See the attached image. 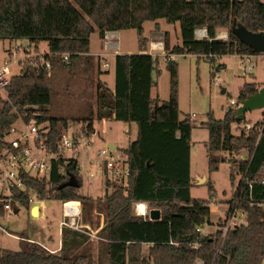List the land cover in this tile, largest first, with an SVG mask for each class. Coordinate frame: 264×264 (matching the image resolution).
<instances>
[{"label": "trees", "instance_id": "trees-1", "mask_svg": "<svg viewBox=\"0 0 264 264\" xmlns=\"http://www.w3.org/2000/svg\"><path fill=\"white\" fill-rule=\"evenodd\" d=\"M43 3V4H42ZM160 18L168 23L180 22L182 44L166 45L167 67L170 72V95L161 101L152 89L157 85L154 72L160 74L158 55L150 53L118 54L115 58V88L99 80L97 113L84 120L81 132L92 136L94 120L114 119L136 123L138 136L122 150L128 158L129 174L114 183L110 195L92 196L79 192L82 186L78 160L61 158L53 163L48 176L24 174L26 190L15 189L12 202L30 207V192L38 200L50 198L78 201L82 204L84 223L81 230L62 228V248L52 252L36 241L22 236L21 249L0 248V264H262L264 258V211L256 202H264V183L257 180L264 167V113L247 132H232L238 120L236 108H229L224 118L209 114L203 123L209 131V152L225 150L230 153L231 179L240 177L232 204L241 189L245 190L241 208L247 213V223L232 228L221 248L198 228L210 222L208 205L216 197L214 182L209 180V199L191 195V136L190 117H179V69L171 55L195 54L215 62L228 54H257L243 42L235 29L243 25L247 30L264 31V2L261 0H0V40L28 39L31 43L48 41L51 60L71 63L90 51V38L98 28L123 31L134 28L140 36V50L149 49L144 38V23ZM206 27L208 38L196 39L197 29ZM50 29V33L45 31ZM229 31L228 40L216 39L219 30ZM70 52L69 60L63 57ZM91 59V57L89 56ZM261 89L257 82H245L238 95L239 103ZM8 98H0V152L9 148L7 136L18 115H40L47 121V144L57 150L61 134L59 124L66 118L49 114L52 102L50 82L44 70L31 63L23 65L10 78L6 88ZM38 105V108L34 106ZM86 123V124H85ZM248 151V158L239 160L236 153ZM219 161L211 159L210 171ZM62 169V172H61ZM73 174L79 187H59ZM254 180L247 189L245 179ZM108 184H111L110 182ZM252 197V199H251ZM5 196H0V217L5 212ZM143 202L150 209H160L161 218L151 220L135 213V204ZM104 216L98 234L97 258L92 244L90 211ZM195 244H198L195 247Z\"/></svg>", "mask_w": 264, "mask_h": 264}, {"label": "rangeland", "instance_id": "rangeland-1", "mask_svg": "<svg viewBox=\"0 0 264 264\" xmlns=\"http://www.w3.org/2000/svg\"><path fill=\"white\" fill-rule=\"evenodd\" d=\"M261 1L264 2V0ZM159 29L165 32L164 35H159L157 38L153 37V33ZM221 30L227 31V29ZM45 32L49 34L50 29ZM143 35L148 40H161L164 42V50L158 52L160 74L157 75L156 71L154 72L157 85L154 88L153 95L155 97L159 96L161 101L167 100L170 95V72L167 67V51L165 48L167 44L169 48L182 44L180 22L170 24L164 18L147 21L144 23ZM100 36L98 28L95 27L91 37L93 39L92 47H94V50L103 47L95 55L98 57L97 60L94 57L93 62V58L90 59L88 55H82L86 58H77L72 60L71 63H69L70 61L65 63L59 60L54 64L51 75L46 74L52 90L49 114L66 118L68 121L67 125L64 123L59 124L60 131L79 133L81 127L84 126V120L92 114L95 117L97 113V87L98 78L101 75L98 69H102V64L105 68L108 67L109 63L105 57L110 55ZM102 38L104 40V34ZM28 42V39L18 41L0 40V66L3 64V59L8 52H15L13 59H18L25 54L27 48L31 53H43L41 50L49 51L48 41H40V48H36L37 50L33 46H25ZM18 44L20 45L18 46ZM120 44V51L124 54L141 53L140 36L134 28L121 31ZM6 49L10 50L7 52ZM129 51L130 53H128ZM20 54L22 55L19 56ZM174 56L179 69V117L180 119L190 117L193 123L191 174L195 181L198 178H207L204 184L193 186L191 194L193 198L209 199V186L207 183L210 179L214 182L217 193L216 197L211 199L208 204L211 208V218L210 222L205 224L206 229L203 232L215 241L217 248H221L225 240H223V222L229 208V201L234 196L240 177L236 176L235 181L231 179L232 164L228 162L229 152L225 150L208 151L206 145L209 139V131L203 123L208 120L209 114L221 119L224 118L229 108L237 109L239 106V91L245 82H257L261 87H264V54H255L252 57L254 65L250 71L247 69L246 72L244 66L249 65V62L244 61L242 63L243 60L239 55L220 56L215 62L195 54ZM111 69L114 68L111 67ZM12 71L14 74H18L21 69L18 65H13ZM224 88L226 89L225 93L222 92ZM232 100L236 102L232 103ZM263 113L264 108L248 110L244 121L233 123L232 132L235 135H239L243 130L248 132L256 122L263 119ZM15 125L21 127V122L17 120ZM94 127L96 132L93 131V135L89 136L94 141L92 148L89 151L81 150L77 158L80 160V176L82 177V186L79 192L82 195L98 199L100 196L112 193L114 183L118 182L108 184V180H116V175L107 169L100 171L96 161L93 160L95 164H92L89 158H95V152L97 151L95 147H99L98 145L107 151L108 156L122 153V150L136 139L137 125L136 123L129 124L117 120L98 121L95 119ZM13 137L14 135L8 136V139ZM109 144H114L117 148L112 149ZM248 154L247 150L241 149L240 152L234 155L237 159L244 160L248 158ZM66 155L69 156L70 154L67 153ZM211 159L219 161L218 168L213 171H210L209 167ZM34 204L41 207L39 216L38 213L33 214L30 207L18 203V212H7L0 218V248L19 250L21 249L20 239L23 238L22 236L29 237V235L40 241H44V238L50 236L56 242L59 240L60 222L63 219L62 200L50 198L41 201L35 199ZM82 206L81 204V209ZM245 217L246 215L243 220ZM88 218L93 223L91 226L93 233V236L91 235L93 238L92 248L97 258L99 247L97 236L104 216L93 210L88 213ZM83 223L82 213L81 224L83 225ZM51 244H54V242Z\"/></svg>", "mask_w": 264, "mask_h": 264}, {"label": "built area", "instance_id": "built-area-1", "mask_svg": "<svg viewBox=\"0 0 264 264\" xmlns=\"http://www.w3.org/2000/svg\"><path fill=\"white\" fill-rule=\"evenodd\" d=\"M196 38L198 40H203L208 38V31L206 27H202L196 30ZM229 37L228 31L221 30L217 33L216 38L221 40H227ZM104 46L109 51L112 48L119 49L118 35L115 31H106L104 33ZM149 52L152 55H158L160 51L164 50L163 41H152L150 43ZM25 54L18 59H13L15 52H8L3 59V64L0 66V98L7 99L6 88L10 83V78L14 75L12 71L13 65H18L22 70L23 65L31 63L36 69L44 70L48 76L51 75L53 69V62L51 60L50 53H31L29 48H27ZM63 57L65 60H69L71 53L64 52ZM254 55L245 54L244 58L249 65L244 66V70L251 69L254 65L252 57ZM175 56L171 55L173 59ZM244 63V62H242ZM235 103V102H232ZM38 108V105L34 106ZM14 112L18 115V120L21 122V127H17L14 123L8 136L14 135L13 138L7 141L10 144L9 148H5L0 152V196H5V212H13L15 206L12 202V195L15 189L26 190L27 185L24 180V174L26 172L38 176L45 177L50 174L53 169V163L59 161L61 158L66 160L76 159L78 160V155L81 150L89 151L93 146L92 137L81 135L80 133L73 132L68 133L64 131L60 134L57 143V150L54 151L48 147L47 144V121L41 120L40 115H33L24 117L17 108H14ZM195 116V114H194ZM249 127V126H248ZM115 152V151H113ZM70 155L67 156L66 154ZM98 159L96 163L98 164L99 170L104 171L107 169L109 172L116 175V180L118 178H126L129 174L128 158L122 152L119 154L107 155V151L104 149L98 150ZM62 172V169H61ZM264 183V167L258 172L257 180ZM254 180L249 178L245 179V186L248 189H252ZM245 190L242 188L232 204H229L228 211L223 222V240L225 239L227 233L232 228L240 226L247 223V213L241 208L243 194ZM37 199V195L30 192L29 201L34 203ZM252 199V197H251ZM78 201H66L63 202V219L61 220V226H69L74 229L81 230V215L82 209ZM142 203L135 204V213L146 217L149 212L140 211L139 206ZM251 204H256L261 207L264 211V202L253 201ZM246 217L243 220V217ZM243 220V221H242ZM206 225L198 228L200 234L205 235ZM198 244H195L197 247Z\"/></svg>", "mask_w": 264, "mask_h": 264}, {"label": "crops", "instance_id": "crops-1", "mask_svg": "<svg viewBox=\"0 0 264 264\" xmlns=\"http://www.w3.org/2000/svg\"><path fill=\"white\" fill-rule=\"evenodd\" d=\"M159 28V27H158ZM221 30H219L218 32H220ZM228 31V30H227ZM94 33V32H93ZM93 33H92V35H93ZM116 33H117V35H118V42H119V49H114V48H112L111 50H109V52H110V55H108V56H106L105 57V59H107L106 61L109 63V65H108V67H104L103 66V64H102V69L101 68H99L98 69V71H100V73H101V75L99 76V80H101V81H103V82H105L107 85H108V87H110L111 89H114L115 88V58H116V55H118V54H124V53H122L121 51H120V48H121V44H120V37H121V31H116ZM164 31H162V30H158L157 32H154L153 33V37H155V38H157V36L159 37V35H164ZM228 34H229V31H228ZM92 35H91V37H92ZM100 39H101V41L103 42L104 40H103V38H102V36H100ZM197 39V38H196ZM217 39V38H216ZM228 39H229V37H228ZM227 39V40H228ZM92 38H90V51L88 52V53H86V55H88V56H90V57H92L93 58V62H94V57H95V60H97L98 59V57H96L95 55H96V53H99V51H101L102 49H103V47L101 48V49H96V50H94V47H92ZM219 40H221V39H219ZM153 40H149V42L151 43ZM150 43H149V48H150ZM12 45V44H11ZM20 44H18V46H19ZM25 46H33L35 49L36 48H40V42H38V43H31V42H28V44L27 45H25ZM12 47V46H11ZM32 47V48H33ZM33 48V49H34ZM8 50H10V49H6V51L8 52ZM37 50V49H36ZM41 52H43V53H50L51 51H50V45H49V51H47V50H41ZM108 52V53H109ZM142 53H150L149 52V50H147V51H141ZM128 53H130V51L128 52ZM257 54H264V53H257ZM16 55H17V53H16ZM22 54H20L19 56H21ZM159 55V54H158ZM233 55H238V54H233ZM245 55V54H244ZM244 55H239L241 58H242V62H244V61H246V59L244 58ZM251 55H255V54H251ZM224 56V55H223ZM175 58V57H174ZM173 58V59H174ZM92 61V60H91ZM111 67H113L114 69L112 70L111 69ZM251 69H249V71H250ZM247 70H245V72H246ZM263 87V86H262ZM261 87V88H262ZM155 88V87H154ZM154 88L152 89V93H153V91H154ZM226 92V91H225ZM232 102H236L235 100H232ZM241 104L242 103H239V106H238V108L241 106ZM98 105V104H97ZM237 108V109H238ZM237 109H236V111H237ZM237 114V113H236ZM103 120H114V119H103ZM103 120H101V121H103ZM98 121H100V120H98ZM129 124H131V123H129ZM137 125V124H136ZM61 133L63 132V131H60ZM94 132H96V128H95V130H94ZM81 135H83L82 134V132L80 131L79 132ZM95 134V133H94ZM137 136H138V126H137ZM137 138V137H136ZM99 147H95L96 148V152H95V158L93 157V158H89V159H91V163L92 164H95V163H93V160L94 161H97V159H98V157H97V155H98V150H100V149H102V147H100V145H98ZM109 146H110V148H112L111 146H115V148H117L116 147V145H114V144H109ZM115 148H112V149H115ZM78 161H79V165H80V160L78 159ZM204 178H206V177H204ZM125 179V177L124 178H118L117 180H115V181H111V180H108V182H110V183H112V182H118V183H120V182H122L123 180ZM200 179H202V178H198V180L197 181H195L194 180V178L192 177V174H191V180H192V187L193 186H195L196 184L197 185H202V184H199L198 182H199V180ZM206 180H207V178H206ZM209 180V179H208ZM211 180V179H210ZM192 187H191V189H192ZM111 193H107L106 195H110ZM106 195H103V196H106ZM192 195V194H191ZM44 201V200H43ZM63 202L64 201H62V205H63ZM139 203H143V202H139ZM80 204V203H79ZM144 204H146L147 205V212H149V214H150V208H149V205L147 204V203H144ZM34 205V206H33ZM34 207H37V212H35V213H38V216L41 214V207H40V205H36V204H34V203H30V209H32V212H33V210H34ZM16 209V208H15ZM15 211V210H14ZM228 211V210H227ZM3 217V216H2ZM1 218V217H0ZM104 225V219H103V223L100 225V227L101 226H103ZM62 226H61V224H60V238H59V240L56 242L54 239H53V237H48V238H44V241H40V240H38V239H35L34 237H32V236H30L29 235V237L30 238H32L33 240L32 241H36V242H38V243H40L42 246H44L45 248H47L48 250H50V251H52V252H56V251H59L61 248H62ZM206 228V227H205ZM7 232V231H6ZM7 233H9V232H7ZM10 234V233H9ZM11 235H13V234H11ZM14 236V235H13ZM92 236H93V233H92ZM15 237V236H14ZM21 240V239H20ZM31 240V239H30ZM52 242H54V244H51Z\"/></svg>", "mask_w": 264, "mask_h": 264}, {"label": "water", "instance_id": "water-1", "mask_svg": "<svg viewBox=\"0 0 264 264\" xmlns=\"http://www.w3.org/2000/svg\"><path fill=\"white\" fill-rule=\"evenodd\" d=\"M235 32L238 34L240 39L248 44L253 50L257 53H264V31L254 33L247 30L243 25H240L235 29ZM226 89L222 90L225 93ZM256 108H264V87H262L259 92L255 95L251 96L247 100L243 101L241 106L236 111L237 119L244 120L246 118V112L248 110L256 109ZM115 148V146H111ZM206 182V178H202L199 180V184H204ZM66 186L79 187V181L75 175L71 174L68 181L63 183L59 189H62ZM18 209H15L14 212H18ZM37 212V207H34L33 214ZM161 218V210L154 208L150 210V219L158 220ZM262 264H264V258L262 259Z\"/></svg>", "mask_w": 264, "mask_h": 264}, {"label": "bare ground", "instance_id": "bare-ground-1", "mask_svg": "<svg viewBox=\"0 0 264 264\" xmlns=\"http://www.w3.org/2000/svg\"><path fill=\"white\" fill-rule=\"evenodd\" d=\"M139 208H140V211H142V212H146L147 205L144 204V203H142V204L139 206Z\"/></svg>", "mask_w": 264, "mask_h": 264}]
</instances>
